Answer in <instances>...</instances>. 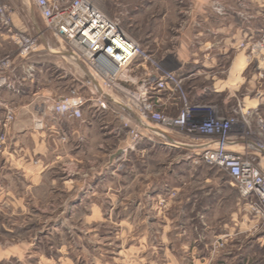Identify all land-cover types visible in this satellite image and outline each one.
Listing matches in <instances>:
<instances>
[{"label": "rangeland", "instance_id": "obj_1", "mask_svg": "<svg viewBox=\"0 0 264 264\" xmlns=\"http://www.w3.org/2000/svg\"><path fill=\"white\" fill-rule=\"evenodd\" d=\"M103 2L101 0L99 3L103 5V11L109 16L116 15L113 1ZM119 2L123 14L135 7L138 9L133 13L135 16L131 22L123 21L125 26L132 24L128 30L134 38L141 40L143 48L145 38L146 42L154 40L157 51L150 53L162 68L173 72L161 63V49L174 48L176 38L182 37L185 42L192 40V27L199 26L201 20L192 0ZM1 9L5 11L12 30L20 31L14 25V16H25L22 1L0 0ZM262 34L264 31L240 42L229 59L221 60L225 71L236 53H243L242 61L237 62L235 68L246 66L263 81L264 74L261 75L258 69L259 56L252 54L250 48L262 39ZM241 43H247L249 48H240ZM206 44L216 47L210 40L202 42L201 46L204 48ZM64 48L68 50L65 45ZM18 52L8 29L0 23V61L6 57L14 61ZM217 56L218 51L214 50L210 58L207 55L206 58L209 60ZM244 75L250 77V71ZM40 84L46 86L48 83L40 81ZM69 86L61 87L62 92H59L68 93ZM256 93L262 94L260 89L255 90L249 93L248 98ZM242 99L238 97L237 100L241 102ZM237 100L227 115H221L224 108L218 101L212 104L203 101L201 105H211V114L215 116L228 117L233 116ZM10 110L14 120L3 131L6 143L7 130L15 121L14 109L7 111ZM167 115L173 117L177 114ZM260 115L264 119L262 105ZM250 125L251 131H256L253 121ZM239 130L238 133L242 134L240 127ZM120 139L121 145L128 142V132L124 128H121ZM251 139L260 141L256 135ZM261 141L264 143V138ZM137 148L134 152H128L129 155L118 163L117 170L124 174L119 178V201L114 209L110 205L115 199L112 201L111 195H103L100 197L105 203L102 212L92 214L90 211L73 210L71 216L58 210L40 212L34 208H40L46 202L58 204L64 198L36 193L24 196L28 204L24 211L2 210L0 252L15 255L16 249L20 250L19 261L9 257L2 264H264V204L256 196H241L225 172L203 162H192L188 157L193 154L185 156L184 152L161 147L143 152ZM260 159L264 158L260 155L255 158L256 164ZM261 166L259 169L264 177V165ZM57 185H61V182ZM207 191H210L208 196L192 198L194 194L197 196V193ZM136 203L139 204L136 205L137 209L130 210ZM201 207L210 210L204 212ZM203 212L207 214L202 218ZM52 222L56 223V227L48 235L46 230Z\"/></svg>", "mask_w": 264, "mask_h": 264}, {"label": "crops", "instance_id": "obj_2", "mask_svg": "<svg viewBox=\"0 0 264 264\" xmlns=\"http://www.w3.org/2000/svg\"><path fill=\"white\" fill-rule=\"evenodd\" d=\"M21 1L26 14L24 17L15 15L14 25L20 31L36 36L39 48L30 58L13 61L12 76L18 84L13 90L0 91V120L10 108L15 114V121L7 130L5 149L0 155V221L2 210L22 212L28 206L24 196L36 193L64 198L58 204L46 202L40 208H34L40 212L58 210L68 216L73 210L90 211L92 214L102 212L105 203L100 197L103 195H111L112 201L115 199L110 205L114 209L119 201L117 185L120 175L124 174L117 170L118 163L129 155L124 152L125 144L121 145L120 141V115L139 125L143 135H151L155 143H165L152 145L143 137L137 150L170 148L184 152L185 156L200 150L199 144H193L185 136L163 133L151 125L141 124L121 98L103 93L98 83L94 84V89L105 99L106 111L86 106L81 119L72 120L62 119L51 111L52 100L67 94L61 93V87L71 86L73 71L82 79H89L90 73L82 62L70 55L59 39L45 30L37 9L28 0ZM100 1L91 0L107 17L117 18L122 30L141 46V40L134 38L128 30L132 24L125 26L124 23L131 22L135 16L133 13L138 9L135 7L123 14L120 0H112L117 12L109 16L103 11ZM192 4L201 19L199 26L192 27V40L185 42L182 37L176 38L174 48L161 49L160 60L183 80L191 103L206 101V104H212L218 101L224 108L221 115H227L238 97H248L249 93L259 89L264 95V80L260 81L246 66L235 68L237 62L242 61L243 53H236L227 71L220 64L221 60L229 59L240 42L264 31V0H192ZM145 40L147 38L142 49L156 52L155 41ZM206 40L215 44L217 58H204L201 44ZM29 69L32 76L28 75ZM247 71H250V77L244 75ZM40 81L48 84L41 85ZM172 104L165 105L166 114L178 113V104ZM262 108L264 111V103ZM173 144L179 146L175 148L171 146ZM242 148L241 140L234 141L230 146L236 151ZM260 156L264 158V155ZM259 165H264V159H260ZM59 181L61 185L58 186ZM209 193H197L192 198L198 199V196H208ZM137 204H133L130 210H136ZM201 210L206 212L210 208L201 207ZM204 212L202 218L207 214ZM49 226L46 230L48 235L56 223L52 222ZM18 253V248L15 255L0 252V264L9 257L19 261Z\"/></svg>", "mask_w": 264, "mask_h": 264}, {"label": "built area", "instance_id": "obj_3", "mask_svg": "<svg viewBox=\"0 0 264 264\" xmlns=\"http://www.w3.org/2000/svg\"><path fill=\"white\" fill-rule=\"evenodd\" d=\"M39 12L45 30L59 39L70 55L82 62L90 73L89 79L72 76L73 85L66 96L53 99L50 110L65 120L81 119L84 107L99 111L108 109L103 93L121 98L126 108L141 124H148L163 133L184 135L200 150L188 158L194 163L203 162L225 172L241 196L254 195L264 204V177L255 158L264 155V119L260 115L263 95L237 100L233 116L219 117L211 114V105L192 104L184 89L183 80L174 72L161 67L153 54L142 49L121 28L117 18H109L98 10L91 0H28ZM1 25L8 29L11 41L18 47L17 58L25 60L38 52V38L10 27L5 11L1 9ZM249 45L241 43L247 50ZM258 54V69L264 74V34L251 47ZM215 47L206 44L204 58H210ZM207 55V58H206ZM210 55V56H209ZM209 56V57H208ZM13 60L6 57L0 61V91L13 90L18 84L11 76ZM10 74V75H9ZM29 76L32 71L29 69ZM262 77V76H260ZM176 102L180 107L176 116L165 113L166 104ZM7 111L0 120V154L6 144L3 131L14 120ZM122 128L128 132L124 152H134L143 137L149 142L151 135L129 118L120 115ZM253 121L256 131H251ZM239 127L243 133L239 134ZM256 135L260 141L252 140ZM236 140L243 142L238 152L228 151ZM150 143V142H149ZM133 147V148H132Z\"/></svg>", "mask_w": 264, "mask_h": 264}, {"label": "bare ground", "instance_id": "obj_4", "mask_svg": "<svg viewBox=\"0 0 264 264\" xmlns=\"http://www.w3.org/2000/svg\"><path fill=\"white\" fill-rule=\"evenodd\" d=\"M150 143L149 144H152V145H154V144H156V146L157 145H161V144H165V143H155V141H154V139H151L150 141H149ZM172 147H175V148H177L179 145H177V144H173V145H171ZM133 148V147H132ZM232 151V152H235L236 150H233V149H228V151ZM236 152H238V151H236Z\"/></svg>", "mask_w": 264, "mask_h": 264}]
</instances>
